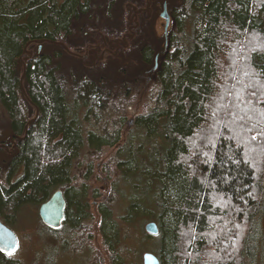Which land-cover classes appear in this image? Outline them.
Segmentation results:
<instances>
[{"label":"trees","instance_id":"1","mask_svg":"<svg viewBox=\"0 0 264 264\" xmlns=\"http://www.w3.org/2000/svg\"><path fill=\"white\" fill-rule=\"evenodd\" d=\"M120 1L0 0V107L13 137L0 154V220L61 191L65 221L49 235L89 234V164L120 143L131 114L95 207L107 264H142L143 252L123 249L140 245L127 234L136 207L158 209L159 264H245L264 182V0H171L168 48L149 79L156 41L122 65L92 63L96 44L120 37L109 11Z\"/></svg>","mask_w":264,"mask_h":264},{"label":"rangeland","instance_id":"2","mask_svg":"<svg viewBox=\"0 0 264 264\" xmlns=\"http://www.w3.org/2000/svg\"><path fill=\"white\" fill-rule=\"evenodd\" d=\"M150 22L151 23H148L149 28L155 33L156 39H158L155 41L156 43H159L157 49L160 50L162 47L161 45L163 44L162 39L164 22L158 17V15H156ZM187 29H189V27H187ZM124 31L125 29H123V31H119V33ZM110 36L113 35L109 33V39ZM141 45V43L138 44L137 42H130L128 46H130L132 50L133 48L138 49ZM27 56H30V54H27ZM146 75L148 76L147 79H149L152 74H149L147 72ZM134 105L136 106L135 110L133 109L134 114L139 115L142 111V105L140 106L136 103ZM132 119L133 116L131 114H128L127 118L122 120L123 122L121 121L123 126L122 133L120 135V143L115 146V148L103 149L104 153L102 154V159H100L99 163L95 162L94 165H90L92 167V170L89 172V174L90 176H92L90 177L89 188L93 192V195L95 194L98 197L97 199L90 198L89 200H87L91 219L89 221L88 219H86L83 223H81V225L83 224L86 228L88 226L87 224H91V232L89 234L86 232L84 234L82 233L80 234V237H77V233L74 230L73 232H75L76 234H74V237H72V239L70 238L72 235L71 232H68L65 236L63 234H59L58 238H53L49 235V231L41 224L39 220V206L36 207L32 205H24L20 208L16 219H14V222H12L11 224H6V227L9 228V230L14 234L16 246L11 254L9 253L7 256L1 257L2 262H6V264H58L59 259L61 264H85L80 261L83 260V256L86 251L89 252L91 250L90 254L92 260L95 259L96 256H100V259H102V261H105L104 264H107V255L102 246L103 238L99 231L101 220L97 209L95 210L96 204L101 201V199L107 194L110 187L109 181L106 180V178L108 177H105L106 174L103 171L102 164L108 160L107 158L110 155L115 154L117 149L123 143H125V139H127V137L129 136V131L133 129ZM7 130L8 120L0 107V138L1 136H3L1 134L3 132L6 133ZM128 149L130 152H133L134 146L131 145ZM86 164L87 163L84 162L83 165ZM262 184L263 193L260 196L261 199L259 198L260 200L258 201L257 213L253 221V233L251 235L250 241L251 243L245 254V264H264V182ZM130 213L133 217H130L128 219L131 225H127V234L129 236H134L135 234L139 235L138 241H140V245H135L133 243L135 240H131L128 238L129 240L124 239L123 244H126V247L123 249L127 252H131L132 247H134L137 253H151L158 258L159 256L158 252H156V249L158 245H160V240L158 239L160 238V236H158V234L152 235L145 231V226L150 223L155 224L158 229V225L155 220V217L158 215V209H155V212L148 213L143 208L136 207L132 209ZM133 222L134 224H132ZM113 228L114 230L116 228V231L114 232L112 238H115L116 240V238H118V226H113ZM142 233H144V236H142ZM86 239L88 242H86ZM87 248H89L90 250H88ZM57 253L67 254L69 257H59L55 259ZM122 255H125V257H127V260L129 258L130 261H135L134 253L128 254V256L126 253ZM136 259H138L137 256ZM2 262H0V264H3Z\"/></svg>","mask_w":264,"mask_h":264},{"label":"flooded vegetation","instance_id":"3","mask_svg":"<svg viewBox=\"0 0 264 264\" xmlns=\"http://www.w3.org/2000/svg\"><path fill=\"white\" fill-rule=\"evenodd\" d=\"M116 3H118V2H116ZM164 4L166 5V10H167V13L169 15V19H171V17H172L171 15H172V12L174 10V8L171 7V5H172L171 0H158V5H157L156 0H129L128 2H126V4L123 3V1H120L119 6L117 5V6L111 7L109 9V11L116 16V20H117V23H115V27L117 30L116 33H117V36L120 35V37H117L116 39H113V38L103 39L102 42L100 43V44H102V46H100V44H96L95 48L94 49L92 48V51H93L92 63H95V62H98V61H101V60L107 58L111 62H116L119 65L123 64V61L125 59V53L127 51L131 50L130 46H128L129 44H127L124 41V36H123L124 32L119 33V31H123V29L127 30L128 34L131 35L132 37H134L133 42H135V43L137 42V43L142 44L141 46H139L138 52L139 51L142 52L148 46L151 47V44H153L155 42V40H157V39H156V35L153 32V30H151L149 28L148 23H151L150 21L152 19H154V17L156 15H158V17L160 19H162L160 17V13L163 10ZM125 12L128 13L126 24H124V21H123V15ZM163 22H164V20H163ZM163 28H164V23H163ZM143 36L146 37L145 38L146 40L144 42H142ZM162 40H163V44L161 45L162 47L160 50H158L157 48L152 49L153 54L150 57V61L153 64L151 66H146L143 73L148 72L149 74H153L158 67L159 58L161 56H163L164 52L168 48L167 33H166V39H165L164 29H163V39ZM86 59H87V57H84V60H86ZM155 62L157 64L156 69L153 72H150L149 69H151L154 66ZM1 135H3V136H1V138H0V154H3L4 151H8V148H9L8 143L12 142L11 139L13 137H10V138L7 137L6 133H2ZM6 141H8V143ZM11 148H13V146H11ZM89 165H91V164H89ZM82 170H83V172H87V166L83 167ZM64 221H65V210H64V220L62 221L60 227L56 230H59L62 227ZM0 225L4 229H6V231H8L10 233V234H6L7 232H5V235H6V237L8 235V237H10V239H11V247L9 249L5 250V249L0 247V256L5 257L9 253L11 254L14 251L16 243L14 240V234L9 230V228L6 227L7 225L3 220H0ZM56 238H58V237L56 236ZM57 249H59V248H57ZM59 257L67 258L69 256L67 254L57 253L55 259L59 258ZM91 261H92V259H91L90 251L89 252L86 251V253L83 256V260H81L80 262H83L85 264H89V263H91ZM58 264H61L59 259H58Z\"/></svg>","mask_w":264,"mask_h":264},{"label":"water","instance_id":"4","mask_svg":"<svg viewBox=\"0 0 264 264\" xmlns=\"http://www.w3.org/2000/svg\"><path fill=\"white\" fill-rule=\"evenodd\" d=\"M160 17L164 20V34L166 39L167 29L169 27L170 19L166 10V5H163V10L160 13ZM41 46L38 47L37 52H39ZM156 62L154 66L150 69V72H153L156 69ZM4 133V132H3ZM64 210H65V201L61 191H55L52 195L42 203L38 208V216L40 221L50 229H58L64 220ZM145 231L149 234H157V227L155 224L150 223L145 226ZM6 234H10L6 229L0 225V247L7 250L11 247L10 237H6ZM143 264H159L156 256L150 253H145L143 255Z\"/></svg>","mask_w":264,"mask_h":264}]
</instances>
